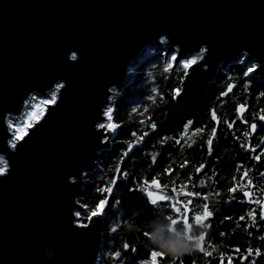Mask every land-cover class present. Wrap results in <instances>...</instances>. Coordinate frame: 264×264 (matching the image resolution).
Segmentation results:
<instances>
[{
    "label": "water",
    "instance_id": "obj_1",
    "mask_svg": "<svg viewBox=\"0 0 264 264\" xmlns=\"http://www.w3.org/2000/svg\"><path fill=\"white\" fill-rule=\"evenodd\" d=\"M152 46L165 59L203 57L176 97L186 114L209 99L222 68L242 57L264 64V0H0V264L103 257L106 214L79 228L76 201L83 204L85 181L111 147L114 133L96 128L108 97L115 101ZM52 91L57 103L13 147L9 120Z\"/></svg>",
    "mask_w": 264,
    "mask_h": 264
},
{
    "label": "trees",
    "instance_id": "obj_2",
    "mask_svg": "<svg viewBox=\"0 0 264 264\" xmlns=\"http://www.w3.org/2000/svg\"><path fill=\"white\" fill-rule=\"evenodd\" d=\"M169 61L165 59L163 52L154 51L136 66L133 78L114 101V121L119 124V127L114 132L111 147L101 153L102 169L98 174H89L85 181L82 202L88 205L90 212L95 204L107 195V193L98 192L97 189L110 184L112 176L117 175V167L122 172L128 173L126 178L118 179L112 194L114 200L110 197L109 206L105 207L104 237L106 241L103 257L97 264H140L141 260H148L151 264V250L155 247L148 246V237L144 235L149 228V221L162 212L163 218L171 223L168 217L171 216L174 219L178 215L171 208L170 200L158 201L156 205H153L139 187L145 180L154 178L157 168H160L161 177H167L169 182L175 177L173 181L175 186H166L165 195H170V187L171 191L173 188L177 191L183 187L179 186L183 183L181 178L184 172L180 165L183 164L186 153L184 137L180 138V133L183 131L185 116L178 109L172 90L181 87L185 70L183 67L172 70L171 67L165 71ZM244 71L246 70L242 63L222 68L210 86L211 99L208 101H223L232 104L233 107L241 103L251 104L254 110L264 111V97L259 95L260 92H264V81H260L258 77L255 79L245 77ZM229 83L234 84L232 91L220 97V92L225 91ZM150 96L153 97L152 100L148 99ZM134 108L136 111H133ZM152 122L156 123V129L150 128ZM133 132L136 136L132 135ZM144 133H147L144 139L134 143L128 156L121 161L120 156L127 149V143L135 141ZM164 137L167 139L161 144L160 141ZM177 138H180L179 144L175 143ZM233 146H229L228 150H232ZM153 155H156L155 162L152 161ZM169 168L172 171L170 176H167L164 173ZM115 200H119L120 203L116 204ZM189 209L191 230L201 229L202 225H197L192 217L202 210ZM244 210L240 206L221 210L231 219L224 221L223 237L216 233L205 240L204 247L206 251L212 253L211 256H205L197 249L178 256L165 254V257L157 258V264H219L221 254L225 257V264H227L228 256H233V264H253V261L255 264H264L263 254L251 255L246 261L238 258L241 255L248 256V248H252L253 253L257 248L264 252V239H262L264 223L261 229L257 225H250L246 229L248 217L243 215ZM240 216H244L245 220L240 221ZM235 219L240 223V227L234 230L231 227L236 223ZM118 224V230L115 233L112 232L111 229ZM181 227L184 225L182 221H179L175 228ZM124 243H129L130 248L135 247L137 251L124 249L122 247ZM236 249H240V252L236 253ZM114 251L121 252V258L113 257L111 253Z\"/></svg>",
    "mask_w": 264,
    "mask_h": 264
},
{
    "label": "flooded vegetation",
    "instance_id": "obj_3",
    "mask_svg": "<svg viewBox=\"0 0 264 264\" xmlns=\"http://www.w3.org/2000/svg\"><path fill=\"white\" fill-rule=\"evenodd\" d=\"M210 99L211 95L209 91L208 100ZM208 100L198 105L194 110L184 114V123L189 119L193 120V125L189 127V132L184 137L186 154L183 164L185 160L188 161V164L184 165L182 168L184 170L181 178L183 183L179 184V186H183L184 192L180 191L181 188L177 189V191H171V187L169 188V200L171 203L179 199H182L184 202L191 200L193 203L189 205V208L201 210H203V203H209L210 209L214 214L205 222L209 225V227L204 230L206 232L205 240H208L216 233L219 234L223 232V225H225L224 217L227 214L222 212V209L240 206L245 209L243 212L244 216L247 215L249 211L256 210V225L261 229L264 223V221L259 219L258 205L254 203L249 205L247 200L243 198L242 193L237 194L235 200H229L228 197L230 194L227 192V189L231 187L233 183L246 185L247 180H252L253 183L249 186V190L253 192V199L264 200V177L259 175L260 172H264V153H260L261 160H253L252 157L257 153L252 152L250 149L246 150L245 147H243L249 144L253 146L261 144V139L264 138V123L259 122L258 117L259 115H264V111L261 109L258 111L254 110L251 104L241 103L247 105V107L243 112H240L237 110L240 104L233 107L232 104L210 102ZM213 108L220 119L219 125L211 119L210 109ZM226 110L228 112H225ZM253 118H255L257 122V132L252 133L251 136H246L245 132H250L251 129L245 125L243 121L246 120L251 123ZM224 121L233 123V127L229 129ZM213 126L217 127V135L213 141V153L209 156L205 141L211 134L210 130ZM199 127H204L205 131L203 133L193 134L192 129ZM231 145H234L232 150H228ZM257 152H259V149H257ZM216 157H219V159H216ZM201 163L205 164V168L197 173L195 170ZM101 169L99 161L98 169L92 173L98 174ZM245 171H248L249 175L242 180L241 177ZM170 173L171 172L167 171L164 174L170 176ZM154 178L161 182V188L158 191H161L163 194L166 192L164 191L166 186H175L173 183L175 177H173L174 179H170L169 182L167 177H161L160 168H157V174ZM195 191L207 192L209 199L204 201L203 196L194 197L185 195L186 192ZM217 192L220 193L219 196L215 195ZM234 222L236 223H233L234 226H232L231 229H239L240 223L238 220L235 219ZM177 223H179V221H177ZM177 223L172 225V227L175 228ZM246 224V229H248L250 225H253L251 218H247ZM201 228H203V225ZM251 255L255 256V253Z\"/></svg>",
    "mask_w": 264,
    "mask_h": 264
},
{
    "label": "snow or ice",
    "instance_id": "obj_4",
    "mask_svg": "<svg viewBox=\"0 0 264 264\" xmlns=\"http://www.w3.org/2000/svg\"><path fill=\"white\" fill-rule=\"evenodd\" d=\"M161 40L162 41L166 40V37H161ZM206 51H207L206 48L200 49V52H206ZM72 58L73 59L76 58L75 52L72 53ZM201 59H203V57L198 54V55L190 56L186 59H181V60L177 61V53L173 52L171 55V60L166 64L165 71L169 70L172 67V62H178V64L180 66H182L183 69L185 70V75H187L188 69L191 66L196 65L197 62ZM204 67H207V65H204ZM257 70L264 71V64L251 62L250 64L246 65V71H244L243 75L245 77H248L250 74L255 73ZM62 87H63L62 84L56 85L57 90H59ZM233 87H234V84L229 83L227 85L226 90L220 92V97H224V96L228 95V93H230L232 91ZM245 87H247V85H245ZM109 91H112V90L110 89ZM182 91H183L182 88H179V87L174 88L172 90L173 98L175 99L177 96H179ZM259 95L261 97H264V92H260ZM57 99H58L57 91H52L50 93V98H48V99H40L38 97L33 96L30 101H25V104L29 105V110L25 113V119H24L23 123L13 124V122L11 120H9L10 126H12L15 129L14 139L12 141H10V143L12 144L13 147H16L17 141L23 140L24 137L26 135H28L29 130L34 128V126L37 125L38 121L42 117H44L46 111L48 110V106L55 105L57 103ZM148 99L152 100L153 97L150 96ZM108 100H109V103L105 106V108L103 109V111L101 113L102 117H104L106 119L103 120L102 122L97 123L96 128L103 130L106 133H114L116 131V129L119 127V124H117L114 121L115 103L113 101L112 96H109ZM221 103H223V101H221ZM246 107H247V105L240 104L238 106L237 110L240 112H243ZM133 111H136V109L134 108ZM210 116H211V119L213 121H215L217 125L220 124V119L217 116V112L215 111L214 108L210 109ZM258 120H259V122L264 123V115H259ZM224 123L226 124V126L229 129H231L233 127V123H230L227 121H224ZM243 123L251 129L250 132H245L246 136H251L252 133L257 132V122H256L255 118H253V121L251 123H249L246 120L243 121ZM191 125H193V120H191V119L187 120V122L183 124V131L180 133V138H183L188 134L189 127ZM156 127H157V125L155 122H152L150 124L151 129H156ZM204 131H205L204 127L192 129L193 134L203 133ZM210 131H211V134L209 135V137L205 141V144L207 147V153L209 156H211L213 153V141L217 135V127L213 126ZM132 135L136 136V133L133 132ZM146 135H147V133H144L143 135L139 136L135 141L128 142L127 143V149L120 156V160L123 161L124 157L128 156L129 152L132 150L133 144L138 143L139 141H142L144 139V136H146ZM180 138L175 139V143L179 144ZM102 139H103V141H108L109 135H103ZM166 139H167V137H164L163 139H161L160 143L163 144ZM243 147H245L246 150L250 149L252 152L257 153L256 155H254L252 157V159L259 161V160H261L260 153H264V138L261 139V144H258L255 146L249 144V145H244ZM257 149H259V152H257ZM216 159H219V157H216ZM152 161L153 162L156 161V155L152 156ZM186 164H188L187 160H185L184 164L180 165V167L183 168L184 165H186ZM204 168H205V164L201 163L199 165V167L196 168L195 171L197 173H199V172H201V169H204ZM167 171L171 172L172 170L169 168ZM6 172H7V164L5 163L4 166H0V175L5 174ZM116 173H117V175L112 176L109 185H107L103 188L97 189L98 192L107 193V195H104L103 199H100L95 204V207L93 210H91L90 212L85 211L88 208V205L86 203L82 204L79 200L76 201V203L79 205V208H78V210H76L74 212L73 215L75 217L74 222L79 228L87 229L93 223L94 217H100L104 214L105 207L109 206L108 205L109 198L112 197V199L114 200V197L112 195L113 191H114V186L117 184L118 179H120L121 177L126 178L128 175L127 172H122L119 167H117ZM248 175H249V172L245 171L243 173V176L241 177V179L243 180L244 178L248 177ZM259 175L264 177V172H260ZM252 183H253L252 180H247L246 185L233 183L232 186L227 189V192L230 194L228 198H229V200H235L237 194L242 193L243 198L245 200H247L249 205H251L253 203L258 205L259 219L261 221H264V200H260V199L254 200L253 199V192L251 190H249V186H251ZM139 187L141 188V190L144 193H146L147 199L150 200L153 205H156L158 203V201H168L170 199V197L168 195H165L161 191H158L161 188V182L158 179L151 178L149 180H145L143 182V184L139 185ZM153 189H157V190L154 191ZM173 191H176V189L173 188ZM180 191L184 192V188L182 187L180 189ZM185 195L194 196V197L203 196L204 201H207L209 199V196H208L207 192H205V191L186 192ZM215 195L219 196L220 193L217 192V193H215ZM114 202L116 204L120 203L119 200H115ZM192 203L193 202L191 200H188L187 202H184L183 200H177L171 204V208L178 215L174 219L171 216L168 217V219L171 221V223L169 225L170 228L172 227V225H175L177 223V221H182L186 232L191 231L192 224L190 223L189 205ZM178 205L183 206V211L181 210V207ZM202 209H203L202 212L196 213L192 217V219H194V221L197 225L206 226V229H207L209 227V225L205 222L208 220L209 217H212L214 213L210 209L209 203H206V202L203 203ZM247 215L249 218H251L253 225H256L257 224V211L251 210L247 213ZM230 219H231V217H228V216L224 217V220H230ZM239 220L244 221L245 217L240 216ZM118 227H119V224L117 226H114L111 229V231L115 233L118 230ZM249 234H251V233H249ZM144 235L147 236V233H144ZM219 235L221 237H223L224 233L221 232V233H219ZM205 236H206V232L201 231L200 235L198 237V241H199L198 242V249L201 252H203L205 256H211L212 253L206 251V249L204 247ZM262 239H264V237H262ZM122 247L124 249H129L132 252L137 251V249L135 247L130 248L129 243H124L122 245ZM253 251L254 250L252 248H248L247 252L249 255L248 256L241 255L238 257L239 260H241V261L248 260L249 257L251 256V254L253 253ZM235 252L239 253L240 249H236ZM111 255L113 257H116V258H121V252H119V251H114L111 253ZM255 255L256 256L261 255V251L259 248L255 249ZM163 257H165V254L163 252L157 251L155 248H153L151 250V264H157V258H163ZM140 264H149V261L148 260H141ZM219 264H225V257L223 256V254H221V256L219 258ZM227 264H233V256L227 257ZM253 264H255L254 261H253Z\"/></svg>",
    "mask_w": 264,
    "mask_h": 264
},
{
    "label": "clouds",
    "instance_id": "obj_5",
    "mask_svg": "<svg viewBox=\"0 0 264 264\" xmlns=\"http://www.w3.org/2000/svg\"><path fill=\"white\" fill-rule=\"evenodd\" d=\"M163 216L162 212L158 213L149 221V228L146 232L149 247L154 246L158 251L172 256L191 253L198 249V237L201 231L206 230V226L198 230L193 229L190 234L184 227L170 228V223Z\"/></svg>",
    "mask_w": 264,
    "mask_h": 264
},
{
    "label": "rangeland",
    "instance_id": "obj_6",
    "mask_svg": "<svg viewBox=\"0 0 264 264\" xmlns=\"http://www.w3.org/2000/svg\"><path fill=\"white\" fill-rule=\"evenodd\" d=\"M154 51H161V50H159L158 47H156V46H152V47H150V48L145 52V55L141 58V60H140L138 63H136V64L132 67L133 73H132L131 79L133 78V76H134V74H135L134 71L136 70V66L142 61L143 58L149 56V55H150L151 53H153ZM161 52H163L164 55H166V52H165V51H161ZM171 55H172V54H171ZM171 55H169V57H168L166 60H171ZM172 63L174 64V62H172ZM239 63H242V65H244V69L246 70V65L250 64L251 62H248L247 57H242L240 60L234 62L233 64H239ZM179 67H182V66L179 65L178 68H179ZM225 68H226V67H225ZM249 77H251V78H253V79H255V78L258 77L260 81H264V79H262L261 77H259V76H253V74H250ZM48 98H50V96L47 97V98H40V99H48ZM28 110H29V107L27 108V110L25 111V113H26ZM25 113H24L23 117L18 118L17 120H12L13 124L23 123V121H24V119H25ZM4 164H5V162L3 161V162L0 164V166H4ZM153 190H154V189H153ZM154 191H156V190H154ZM176 197H177V196H176ZM175 199H176V198H175ZM179 200H182V199H179ZM178 206H180V207H181V210H183V206H182V205H178Z\"/></svg>",
    "mask_w": 264,
    "mask_h": 264
},
{
    "label": "built area",
    "instance_id": "obj_7",
    "mask_svg": "<svg viewBox=\"0 0 264 264\" xmlns=\"http://www.w3.org/2000/svg\"><path fill=\"white\" fill-rule=\"evenodd\" d=\"M261 254H263V255H264V252H261Z\"/></svg>",
    "mask_w": 264,
    "mask_h": 264
}]
</instances>
